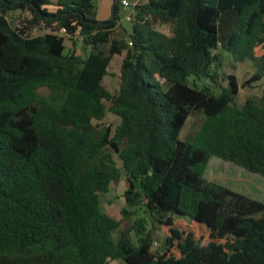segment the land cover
Segmentation results:
<instances>
[{"label": "trees", "instance_id": "1", "mask_svg": "<svg viewBox=\"0 0 264 264\" xmlns=\"http://www.w3.org/2000/svg\"><path fill=\"white\" fill-rule=\"evenodd\" d=\"M120 12L0 0V264H264V202L205 177L213 156L264 177V94L238 103L264 84V0H146L114 36ZM123 177L117 220L100 196Z\"/></svg>", "mask_w": 264, "mask_h": 264}, {"label": "rangeland", "instance_id": "2", "mask_svg": "<svg viewBox=\"0 0 264 264\" xmlns=\"http://www.w3.org/2000/svg\"><path fill=\"white\" fill-rule=\"evenodd\" d=\"M111 8H109V12ZM27 13H23L20 11L12 12L8 14V18L12 24V26H16L18 21L21 18L27 17ZM126 13L120 12V21L114 36H117L119 33H125L124 29H130V21L126 18ZM105 22V21H103ZM164 30V29H163ZM167 31V29L165 28ZM36 35L41 34V32H36ZM66 45L68 48H74L75 51L78 53L83 52V43L80 38L73 37V40L67 37ZM108 49V46L105 47ZM264 51L259 50V54H262ZM122 57L115 56L109 67V75L104 80V85L107 89L111 92H115L119 89L121 85V67ZM252 66L248 63L242 64L239 66L238 69V77L240 82L244 81L245 79L249 78L250 72L252 71ZM225 71L230 73L231 70L228 66H226ZM203 83V82H202ZM225 85L227 82L224 83ZM264 94V84H254L253 88H245L241 89V96L239 97L238 103L240 105L243 104V100L246 99L248 96L252 95H262ZM244 95V97H242ZM104 126H117L120 123V118L115 115L114 113L108 111L106 118L101 122ZM194 123V119H190L187 123L186 127L182 132V138L186 139L192 126ZM118 158V157H117ZM121 165V163H120ZM205 177L211 181L217 182L222 184L236 192L242 193L246 196H249L255 200L264 202V177L258 174H254L251 172L246 171L242 167H239L233 163L224 161L216 156H213L210 159V162L205 170ZM125 184H124V177L123 179L117 183L112 184L110 191L108 193L102 194L100 196L101 200V208L103 212L107 213L109 216L121 220L122 219V210L127 207L124 192H125ZM142 217L147 218V222L149 227L154 229V248L159 249L161 251L164 250V244L167 237V231L165 230L164 226L159 223H152L151 219L147 217L146 214L143 212L141 213ZM187 225H192L190 222L185 221ZM124 226L128 227V222L124 223ZM109 264H125L124 261L121 260H114L110 261Z\"/></svg>", "mask_w": 264, "mask_h": 264}, {"label": "crops", "instance_id": "3", "mask_svg": "<svg viewBox=\"0 0 264 264\" xmlns=\"http://www.w3.org/2000/svg\"><path fill=\"white\" fill-rule=\"evenodd\" d=\"M116 1H119L121 12L126 13V15L129 13L128 8L122 7L121 4L122 0H96L97 19L99 21H108L111 19L113 7ZM127 1L130 2L132 8L137 4H143L146 2V0H127ZM109 8H111L110 12H109ZM242 97H244V95ZM244 101L245 99L243 100V102Z\"/></svg>", "mask_w": 264, "mask_h": 264}, {"label": "built area", "instance_id": "4", "mask_svg": "<svg viewBox=\"0 0 264 264\" xmlns=\"http://www.w3.org/2000/svg\"><path fill=\"white\" fill-rule=\"evenodd\" d=\"M121 4H122V7L128 8L129 13L126 15L125 18H126L127 20L131 21V20H132V15H133V12H134V7L132 8L130 2L127 1V0H122ZM119 22H121V21H119ZM118 24H119V23H118ZM60 34L63 35L64 37H66V38H67V37H70V36L66 33V30H65V29H63V30L60 32Z\"/></svg>", "mask_w": 264, "mask_h": 264}, {"label": "water", "instance_id": "5", "mask_svg": "<svg viewBox=\"0 0 264 264\" xmlns=\"http://www.w3.org/2000/svg\"><path fill=\"white\" fill-rule=\"evenodd\" d=\"M105 23L110 24L111 23V20L105 21Z\"/></svg>", "mask_w": 264, "mask_h": 264}]
</instances>
